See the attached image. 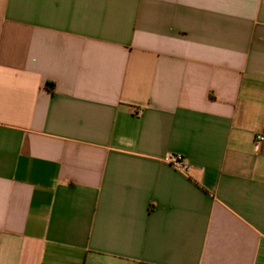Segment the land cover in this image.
I'll use <instances>...</instances> for the list:
<instances>
[{
  "label": "crops",
  "instance_id": "crops-1",
  "mask_svg": "<svg viewBox=\"0 0 264 264\" xmlns=\"http://www.w3.org/2000/svg\"><path fill=\"white\" fill-rule=\"evenodd\" d=\"M258 133L264 0H0V264H264Z\"/></svg>",
  "mask_w": 264,
  "mask_h": 264
},
{
  "label": "built area",
  "instance_id": "built-area-1",
  "mask_svg": "<svg viewBox=\"0 0 264 264\" xmlns=\"http://www.w3.org/2000/svg\"><path fill=\"white\" fill-rule=\"evenodd\" d=\"M140 110L138 111V113ZM264 142V133H258L255 137V143L257 147H260ZM166 160L173 164L177 169L188 172L191 166L186 162L185 158L181 154L170 153L166 157Z\"/></svg>",
  "mask_w": 264,
  "mask_h": 264
},
{
  "label": "trees",
  "instance_id": "trees-1",
  "mask_svg": "<svg viewBox=\"0 0 264 264\" xmlns=\"http://www.w3.org/2000/svg\"><path fill=\"white\" fill-rule=\"evenodd\" d=\"M46 86H47V89L50 92H53L54 91V83L53 82H47Z\"/></svg>",
  "mask_w": 264,
  "mask_h": 264
}]
</instances>
